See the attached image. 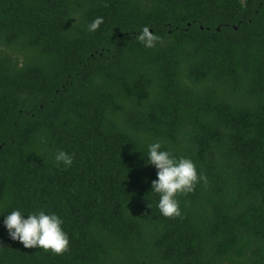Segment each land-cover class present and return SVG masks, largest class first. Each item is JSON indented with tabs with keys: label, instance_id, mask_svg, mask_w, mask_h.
Segmentation results:
<instances>
[{
	"label": "trees",
	"instance_id": "16d2710c",
	"mask_svg": "<svg viewBox=\"0 0 264 264\" xmlns=\"http://www.w3.org/2000/svg\"><path fill=\"white\" fill-rule=\"evenodd\" d=\"M155 141L205 177L179 217ZM14 209L56 213L69 250L10 239ZM0 264H264V0H0Z\"/></svg>",
	"mask_w": 264,
	"mask_h": 264
},
{
	"label": "clouds",
	"instance_id": "9594fccd",
	"mask_svg": "<svg viewBox=\"0 0 264 264\" xmlns=\"http://www.w3.org/2000/svg\"><path fill=\"white\" fill-rule=\"evenodd\" d=\"M103 23V17H96L88 24V31L95 32ZM136 39L145 47L153 48L159 37L144 26ZM73 155L59 150L55 153V162L65 169L73 164ZM146 164L155 167L156 179L151 182V193L158 195L157 208L162 216L174 218L181 216L177 194L190 193L197 183L204 180L198 174L194 162L186 157H175L168 150L162 149L159 141L147 145ZM150 206V205H149ZM3 227L10 239L19 241L24 248H40L45 252L62 255L69 250L70 240L63 230V220L56 213L37 210L24 214L21 209H14L2 215Z\"/></svg>",
	"mask_w": 264,
	"mask_h": 264
}]
</instances>
